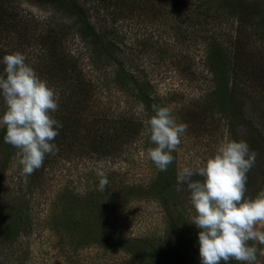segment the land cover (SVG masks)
I'll return each mask as SVG.
<instances>
[{
  "label": "rangeland",
  "instance_id": "1",
  "mask_svg": "<svg viewBox=\"0 0 264 264\" xmlns=\"http://www.w3.org/2000/svg\"><path fill=\"white\" fill-rule=\"evenodd\" d=\"M4 1L22 19L31 16L36 20V34L45 29L53 32L60 47L57 51L78 58L79 69L95 91L81 117L76 119L78 126L72 129L76 140L82 142L78 151L84 154L81 150L87 149L86 157H60L51 162L49 154L48 161H43V165L47 164L45 173L33 182V175L25 179L18 173L22 167L18 149L7 161L0 155V233L5 229L1 223L19 210L23 213L27 210L31 225L14 245H0V264H201V229L192 223L197 212L187 185L178 184L177 173L185 167L196 170L204 166L220 144L243 140L257 154L255 165L247 173L245 196L255 198L264 190V70L252 83L245 77L242 65L237 67L238 85L234 97L228 98V102L234 98L231 106L222 104V90L218 91L220 101L208 96L204 100L211 84L214 86L207 56L222 60V54L228 52L224 47L212 45L221 29L223 34H229L226 37L239 42L236 51H244L247 57L253 55L264 68V0H243L247 4L243 17L240 19V13L236 14L223 27L201 20H195L194 27L184 24L183 30L192 28L185 36L172 30L173 26L163 18L153 25L144 23V15L150 14L148 6L140 16L134 11L128 17L122 9H101L93 13V23L101 41L107 43L104 45L117 52L113 56L119 58L123 69L106 60L100 50L87 53L88 39L77 28L75 19L63 17L64 13L56 6H65V0ZM193 1L189 0V4ZM193 29L199 31L196 36H192ZM33 32L29 35L34 36ZM31 46L18 52L26 56V62L40 78L45 76L41 79L49 85V80H53L47 78L52 77L47 65L51 51L37 50L39 45L33 38ZM2 47L10 49L7 45ZM119 69L131 72L136 84L126 82L123 87ZM146 80L154 86V103L170 108L177 123L187 125L168 167L176 179V189L169 193L157 191L156 187L164 183L160 175L155 176L163 171L148 154L155 145L150 141L146 121L154 111L145 109L142 101L136 102L135 96L144 92ZM52 115L55 118L56 112ZM110 128L120 131L115 151L106 142L103 144L99 134ZM100 172L109 181L100 192L108 199V191L110 197L108 207L98 210L110 211L103 215L99 211L89 212L84 206L76 213L67 212L59 217L66 222L62 234L53 232L50 222L56 216L52 212L57 214L68 203L61 191L67 188L71 193L81 194L88 188L99 187ZM192 179L203 182L204 178L194 175ZM71 200L74 205V199ZM19 202L21 208L14 205ZM257 230L264 231V224L257 225ZM59 237L63 239L60 242ZM77 237L81 245L75 249L71 242ZM255 246L264 249V245ZM143 249L144 258L139 261L136 255ZM221 264L243 262L231 260ZM255 264H264V255L258 254Z\"/></svg>",
  "mask_w": 264,
  "mask_h": 264
},
{
  "label": "trees",
  "instance_id": "2",
  "mask_svg": "<svg viewBox=\"0 0 264 264\" xmlns=\"http://www.w3.org/2000/svg\"><path fill=\"white\" fill-rule=\"evenodd\" d=\"M65 1V6H56L62 11V13H64L63 17L66 16L75 19L77 28H79V30L88 39L87 49L89 51H87V53L93 51H95L96 53L100 50L101 55L105 57L106 60H110V63L111 61H113L116 65L122 67V69V62H119V58L113 56L115 53H117L115 52V49H113L112 46H105L104 44L107 43L101 41L98 34L99 30L92 20L93 13L95 14L101 9L108 11L109 9L114 8L124 10L127 17L132 16L134 14V11H137L138 16H140L141 13L145 12L146 7L148 6L150 14L149 17H146V15H144V23L153 25L157 23L158 20L163 18L171 26H173V28H171L172 30L176 31L182 36H185L190 33L192 28L183 30L182 26L184 24H188L189 26L194 27L197 26L194 25V23H196L195 20H201L204 21L205 24L218 23V25H222L223 27L225 26V24H228V20L234 19V15L236 14L240 13L241 19L244 15L243 7L244 5H247L244 4L243 0H194L190 4L189 0H84L83 2L79 0ZM4 2V0H0V74H3L5 68V65L3 64V57L7 54H12L19 51L18 49L20 48L23 50L25 48L32 47V38L36 41V45H39V49L37 50L42 49L51 51L49 53V61L47 65L52 77L47 78L53 79L49 80V86L55 89L57 93H59V107L56 111L55 119H57L62 124V127L58 130L59 135L53 141L58 147V152L55 155L51 154V162H54L58 158L60 159V157H86L88 155V152H86L87 149L81 150L82 152H84V154L78 151L81 147L82 142L80 143L76 140L75 133H72V129L78 126V124L76 123V119L81 117L80 113L83 111V109L87 108V106L89 105L88 103L93 98V93L95 90L92 84L86 80L85 75H83V72L79 69V65L77 63L79 62L77 60L78 58L75 59L73 55H70V53L60 55V53L57 51V48L60 47L57 45V41L53 38V36L55 35L53 32L49 30L46 31L45 29V31H39L36 34V20H34V18L31 16H24V18L22 19L23 16L19 17L17 11L13 9L10 10L4 4ZM91 9H93V12H91ZM111 19H113V17H111ZM197 28H199V26ZM195 29L192 30V36H196V33L199 32ZM31 30L35 31L32 33L34 34V36L29 35V32H31ZM223 30L224 29H221V34L213 38V40L216 41L212 42V45L221 49L222 47H224L226 50H228V52L222 54V60H217L218 57L210 58L209 55L207 56V61L210 60V64L208 63V65L211 68L210 75L214 86H212L211 84L209 92L207 93V95H205L204 100L206 101L208 100V97H211V99H216L213 101H220V94L218 93V91L222 90L224 92V100L222 99V104L225 103L226 105L229 104V106H231V104H233L234 98L230 99L229 102L228 98L234 97L233 94L236 91V86L238 85V83H235L237 76L235 70L238 69L237 67L242 65L245 77L248 80L250 79L252 83L253 81L256 82V80L258 79L257 76L262 73L264 68L262 67L261 62L253 58V55L247 57L245 56L244 51H236L235 46H238L239 42L236 40V38L233 39L232 37H226L229 34H223ZM213 31L214 33L216 32L218 34L216 30ZM6 45L9 46L10 49H4L2 47ZM232 47H234V51L232 50ZM239 48L241 47L239 46ZM80 50L82 49L80 48ZM80 53L81 52H79L78 54ZM135 67L136 66H134V68ZM122 69L117 70L118 76L121 74L122 77L120 79L124 81L122 86H126V82L133 83L135 85L136 81L132 78L131 72H124ZM230 74H232V76ZM69 83L70 85H68ZM145 83H147L148 85H145ZM138 86L139 85H137L136 87ZM152 87L154 86L152 83H149V80L144 81V92L140 91V93L135 96L136 102L142 101L144 103L145 109L147 108L148 111H153L152 106L154 104L157 105L156 103H154L155 98L152 94L155 89H153ZM70 97L74 98L70 100ZM0 105V110L3 109L0 113V118H2L3 114L6 111V104L3 100L2 95H0ZM103 117L104 116H102V118ZM107 117L108 116L105 117L106 123H108ZM134 131L131 129V132ZM119 133V130L110 128V131L99 134L101 135L100 138L102 139L103 144L106 142L107 147L115 151L117 138L119 137L117 135ZM5 135L6 127L1 126L0 155H4L5 158L3 160L7 161L12 155L15 154L17 149L8 143H5ZM98 145H100L99 142ZM48 155L49 154L45 156V161H48ZM46 165L47 164L34 171V173L32 174L33 182L35 181L36 177L38 178L45 173L44 169L45 167H47ZM21 169L22 167H20L18 172L20 174ZM159 175V178L163 181L164 186L156 187L157 191L160 194L165 192H173L175 188L174 184L176 183L173 170H171L170 168L167 169V171H163L161 173L159 172L155 177H158ZM60 194L62 195V197H65V200L68 203L63 204L61 209L58 210L57 214L56 211L52 212V214H55L56 217L54 218L53 222H49L51 227H53L52 231L55 233H61V230L64 231L63 227L65 226H63V224L66 222H62L59 219V217L63 216V214H66L67 212L76 213L84 206H86V209H89L87 210L89 212H98L99 207H108L107 203L109 202L108 199L110 197V194L107 191L108 199L104 198L105 194L100 192V187H96L93 189L88 188L84 193L81 194L71 193L66 188L63 189ZM69 195L71 196V199H74V205L70 204L73 202L69 198ZM90 204H93V206H90ZM14 205L19 206L20 208L22 207L20 202ZM106 210L107 212L110 211L108 208ZM106 210H100L99 213L106 215L105 213H103ZM27 216L28 215L26 209L24 213L19 210L15 212L10 220L7 218L4 222L1 223V226L5 227V229L0 233V245H9V243L10 245L11 243L14 245L15 242L18 241L22 233L27 234V231L31 228L29 221H27ZM24 223L26 225H24ZM79 239L80 238L77 237L73 242H71V244H73L72 247H74L75 249L79 248V245H81L78 241ZM62 240L63 239H60L59 237L58 241L60 242ZM61 253H63V251ZM136 257L137 259H139V261L143 260L144 249L138 250V255H136Z\"/></svg>",
  "mask_w": 264,
  "mask_h": 264
},
{
  "label": "clouds",
  "instance_id": "3",
  "mask_svg": "<svg viewBox=\"0 0 264 264\" xmlns=\"http://www.w3.org/2000/svg\"><path fill=\"white\" fill-rule=\"evenodd\" d=\"M26 59L18 51L5 55L0 74V95L6 104L0 126L6 127L5 143L19 150L25 179L43 166L47 154L58 152L53 141L62 127L52 115L59 107V93ZM152 109L155 114L146 121V129L155 147L148 154L160 171H167L187 125L177 123L168 107L154 104ZM256 155L247 142L232 140L220 144L204 166L178 171L177 182L187 185L197 212L192 223L201 229V264L231 260L255 264L257 255H264V249L255 246L264 245V231L257 230V225L264 224V190L255 198L245 196L247 173L255 165ZM99 175V187L104 190L109 181L103 172ZM194 175L203 177V182L193 180Z\"/></svg>",
  "mask_w": 264,
  "mask_h": 264
}]
</instances>
